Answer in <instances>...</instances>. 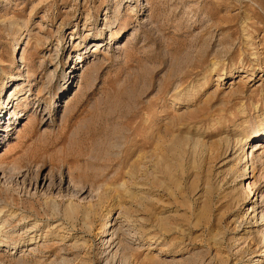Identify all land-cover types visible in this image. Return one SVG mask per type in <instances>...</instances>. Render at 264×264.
I'll return each mask as SVG.
<instances>
[{
    "label": "rangeland",
    "instance_id": "374dc122",
    "mask_svg": "<svg viewBox=\"0 0 264 264\" xmlns=\"http://www.w3.org/2000/svg\"><path fill=\"white\" fill-rule=\"evenodd\" d=\"M258 128L264 0H0V264H264Z\"/></svg>",
    "mask_w": 264,
    "mask_h": 264
},
{
    "label": "bare ground",
    "instance_id": "6f19581e",
    "mask_svg": "<svg viewBox=\"0 0 264 264\" xmlns=\"http://www.w3.org/2000/svg\"><path fill=\"white\" fill-rule=\"evenodd\" d=\"M264 128H258V129H254L253 131H252V133L251 134H249L248 136L250 137V138H252L250 141L248 140L247 142H246V144H244L243 145V148H242V152L245 154L244 156H246V154H247V151H245V146H247L248 145V143L249 142H251V141H253V140H256V139H258L260 136L262 137V138H264ZM263 135V136H262ZM254 147L255 146H253L252 147V149H254ZM248 149V148H247ZM246 149V150H247ZM241 151V150H240ZM250 152V151H249ZM251 154H253V153H251ZM252 156V155H251ZM1 213V212H0ZM259 214V213H258ZM262 214V213H261ZM254 215H256L257 216V214H254ZM256 216H254L253 218L255 219L256 218ZM259 217V216H258ZM261 218H263V217H261ZM260 218V219H261ZM261 220H263V219H261ZM264 222V221H263ZM256 227V226H255ZM257 242V241H256ZM263 255H264V253H262ZM263 255H260V256H263ZM262 262H263V259H261V257H260V259H259V261L258 262H256V263H253V264H262Z\"/></svg>",
    "mask_w": 264,
    "mask_h": 264
}]
</instances>
